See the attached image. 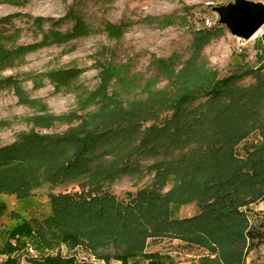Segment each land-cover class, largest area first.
Here are the masks:
<instances>
[{
  "label": "trees",
  "instance_id": "16d2710c",
  "mask_svg": "<svg viewBox=\"0 0 264 264\" xmlns=\"http://www.w3.org/2000/svg\"><path fill=\"white\" fill-rule=\"evenodd\" d=\"M18 16L1 18L0 27L10 26ZM69 17L74 25L66 32L58 30L60 22L30 18L41 39L29 45L18 44L21 30L1 31L0 74L19 68L30 53L93 33L77 13ZM145 23L166 29L176 18L147 17ZM128 26L105 23L102 31L119 40ZM223 29L194 34L192 56L180 68L177 56L154 58L157 74L149 80L132 74L126 64L98 60L97 88L78 92L77 109L62 115L32 99L21 77H0V91H12L19 105L34 111L23 119L30 131L0 146V196L26 201L47 185L78 186L76 192L49 195V216L18 218L16 226L0 232L6 238L0 255L7 264H19L29 246L38 254L31 264H87L51 253L62 245L87 246L105 264L113 259L120 264L136 259L173 264L167 255L146 252L150 240H176L206 251L200 264H247L260 241L248 209L264 201V59L258 67L239 64L219 77L202 50L222 37ZM82 74L63 68L46 77L60 93ZM160 78L168 82L163 89L156 88ZM249 78L255 82L240 85ZM31 79L36 87L39 78ZM10 125L0 122L3 128ZM60 125L67 126L65 132H38ZM253 136L256 141L241 154ZM147 160L153 162L144 166ZM143 173L153 176L151 184L128 202L105 190L120 178ZM190 205L199 211L195 216H177ZM5 213L6 204L0 201V216ZM110 248L114 256L98 255V250Z\"/></svg>",
  "mask_w": 264,
  "mask_h": 264
},
{
  "label": "rangeland",
  "instance_id": "374dc122",
  "mask_svg": "<svg viewBox=\"0 0 264 264\" xmlns=\"http://www.w3.org/2000/svg\"><path fill=\"white\" fill-rule=\"evenodd\" d=\"M248 1L264 4V0ZM235 2L236 0H83L79 3L78 0H0V19L19 15L12 19L10 26L0 27V32L21 30L19 45L33 44L41 39L30 18L41 17L60 22L58 30L66 32L74 25V21L69 17L74 12L94 30L90 36L74 40L67 45L47 47L30 53L26 56L24 64L17 69L3 72L0 77H21L23 87L32 99L41 100L51 113L62 115L77 109L78 92L97 88L100 82L99 69L96 67L98 60L109 59L115 63L126 64L132 74H140L143 80H149L157 74L156 68L151 65L154 58L167 60L177 56L180 68L192 56L194 34L201 30H215L221 27L224 28L222 37L213 40L202 50L203 58L214 71L218 72L219 77L228 76L239 64L258 67L259 59H264V27L255 38L245 41L232 36L220 24L217 10L227 8ZM164 16L175 17L176 23L166 29L145 23L147 17ZM122 22L129 26L119 40L109 38L107 33L102 31L105 23L119 25ZM49 25L46 23L44 29L47 30ZM63 68H77L82 70L83 74L72 88L56 93L46 74ZM30 76L39 78L36 87ZM254 82V79L249 78L240 85L248 86ZM167 84L164 78H160L156 88L163 89ZM33 113L32 109L18 104L12 91H0V122H11L8 127L0 126V146L13 143L17 134L22 131L29 132L30 126L23 119L32 116ZM66 129V125H60L49 131L38 132L63 133ZM256 139V136L251 137V142L245 143L240 153L248 149ZM152 162L147 160L143 165L148 166ZM152 177L145 173L126 176L106 185L105 190L115 195L120 202H128L139 190L151 184ZM76 191L78 186L72 183L57 188L44 186L35 190L26 201L18 200L16 197L0 196V201L6 204V213L0 216V232L16 226L18 218L29 220L49 216L51 193ZM198 212L195 205H190L181 208L177 216L188 218ZM255 214L257 217L248 215L252 227L259 230L260 241L251 249L247 264H264V215ZM4 239L0 234L2 246L5 244ZM98 251L99 256L115 255L114 248ZM146 252L167 255L173 264H200V259L208 254L176 240H150ZM51 253L74 257L78 263L105 264L97 259L93 250L87 246L81 245L71 249L62 245ZM37 257V252L29 246L28 252L20 254L19 264H31L30 259ZM6 261L7 257L0 255V264H7ZM134 262L144 264V260L141 259ZM111 264L120 262L113 259Z\"/></svg>",
  "mask_w": 264,
  "mask_h": 264
},
{
  "label": "water",
  "instance_id": "95a60500",
  "mask_svg": "<svg viewBox=\"0 0 264 264\" xmlns=\"http://www.w3.org/2000/svg\"><path fill=\"white\" fill-rule=\"evenodd\" d=\"M220 24L232 36L249 41L264 27V4L248 0H236L235 4L217 10Z\"/></svg>",
  "mask_w": 264,
  "mask_h": 264
},
{
  "label": "crops",
  "instance_id": "0c3cea01",
  "mask_svg": "<svg viewBox=\"0 0 264 264\" xmlns=\"http://www.w3.org/2000/svg\"><path fill=\"white\" fill-rule=\"evenodd\" d=\"M248 210H249V214L252 216H255V217H257V214H255V213H259V214L261 213L264 215V213H263L264 212V202L252 205V206H250V208ZM250 221H251V219H250ZM255 229H257V228H255ZM250 254H251V252H250Z\"/></svg>",
  "mask_w": 264,
  "mask_h": 264
}]
</instances>
